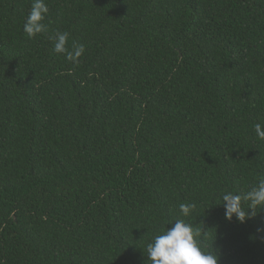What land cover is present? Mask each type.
<instances>
[{
    "label": "trees",
    "instance_id": "trees-1",
    "mask_svg": "<svg viewBox=\"0 0 264 264\" xmlns=\"http://www.w3.org/2000/svg\"><path fill=\"white\" fill-rule=\"evenodd\" d=\"M45 2L29 39L32 0H0V264H149L177 219L264 264V211L220 205L264 178V0Z\"/></svg>",
    "mask_w": 264,
    "mask_h": 264
},
{
    "label": "clouds",
    "instance_id": "clouds-1",
    "mask_svg": "<svg viewBox=\"0 0 264 264\" xmlns=\"http://www.w3.org/2000/svg\"><path fill=\"white\" fill-rule=\"evenodd\" d=\"M49 7L45 0H32L31 10L28 13L23 31L29 39L48 31L45 23L49 15ZM54 51L63 54L66 60L78 64L85 53V46L73 42L68 47L69 33L57 32L53 37ZM258 139L264 140V124L256 123L254 126ZM225 209V218L229 221L233 217L244 223L250 219L248 209L264 211V178L259 179L255 186L243 194H233L225 191L220 195ZM247 205V207H245ZM197 208L194 202L181 203L179 211L183 217H189ZM170 228L166 227L147 244L146 252L149 264H219V256L207 244L208 231L198 225L177 219Z\"/></svg>",
    "mask_w": 264,
    "mask_h": 264
}]
</instances>
